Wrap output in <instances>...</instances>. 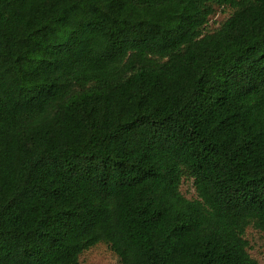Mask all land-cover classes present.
Returning <instances> with one entry per match:
<instances>
[{"label": "trees", "instance_id": "trees-1", "mask_svg": "<svg viewBox=\"0 0 264 264\" xmlns=\"http://www.w3.org/2000/svg\"><path fill=\"white\" fill-rule=\"evenodd\" d=\"M248 228L264 0H0V264H260Z\"/></svg>", "mask_w": 264, "mask_h": 264}, {"label": "rangeland", "instance_id": "rangeland-1", "mask_svg": "<svg viewBox=\"0 0 264 264\" xmlns=\"http://www.w3.org/2000/svg\"><path fill=\"white\" fill-rule=\"evenodd\" d=\"M229 15V9H220L213 15L207 25V30L212 31L217 28ZM181 191L188 199L196 197L194 186L191 180L182 182ZM246 240L249 243V254L260 264H264V233L248 228L246 230ZM79 264H119L118 258L113 255L105 245L98 244L85 251L79 257Z\"/></svg>", "mask_w": 264, "mask_h": 264}]
</instances>
